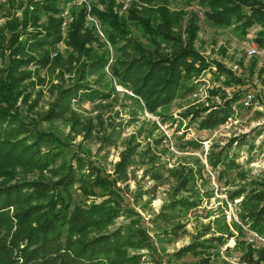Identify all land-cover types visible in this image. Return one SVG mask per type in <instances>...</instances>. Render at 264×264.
<instances>
[{
    "label": "rangeland",
    "instance_id": "1",
    "mask_svg": "<svg viewBox=\"0 0 264 264\" xmlns=\"http://www.w3.org/2000/svg\"><path fill=\"white\" fill-rule=\"evenodd\" d=\"M24 2L0 0V106L10 105L22 122L55 139L60 150L56 163L79 161L90 181L103 180L89 189L93 195H84L74 182L70 208L111 199L120 210L109 229L130 220L148 237L149 248L137 250L140 264H194L201 258L206 264H245L240 248L224 250L213 239L238 230L246 234V203L249 208L264 205V26L254 21L242 29L237 14L217 26L207 15L213 9L196 0H61L57 13L42 11L34 23L29 18L22 24ZM90 4L114 12L119 27L91 13ZM160 6L174 14L171 28L160 24ZM81 7L84 23L98 34L84 44L88 56L66 40ZM243 10L249 14L248 6ZM49 14L60 18L59 39L29 48L27 32L43 29ZM124 43L149 52L189 43L202 57L198 66L204 62L205 67L199 74L184 75L190 89L187 85L148 110L111 72ZM25 56H35L36 62L25 61ZM93 56L104 63L93 68ZM17 75L18 91L12 85ZM79 81L100 93L79 95L51 113L61 88ZM226 98L225 118L207 122L205 113ZM12 167L10 178L0 176V186L57 181L47 170ZM181 197L194 204L170 221L162 220L161 208ZM191 243L202 247L178 254Z\"/></svg>",
    "mask_w": 264,
    "mask_h": 264
},
{
    "label": "trees",
    "instance_id": "2",
    "mask_svg": "<svg viewBox=\"0 0 264 264\" xmlns=\"http://www.w3.org/2000/svg\"><path fill=\"white\" fill-rule=\"evenodd\" d=\"M59 1L61 0H26L21 23L25 24L29 18L34 23L42 11L57 13ZM196 2L213 9L207 15L217 26L226 25L235 14L238 15L237 18L242 17L240 24L242 29L254 21L264 26V1L196 0ZM89 6V11L100 19L109 21L116 28L121 24L114 12L98 9L93 4ZM244 6L249 7V14L246 16ZM79 12V16L69 23L66 40L78 54L85 53L88 56L89 47L84 44L96 39L98 34L91 25L87 26L84 23L83 7ZM172 15L174 14L164 6L159 7L160 24L165 29L171 28ZM139 21L142 23L143 20ZM59 22V17L49 14L43 29L27 32L29 48L55 43L59 39ZM143 23L149 31H153L147 22ZM105 34L111 35L106 30ZM170 39H173V36ZM260 44L264 45V39ZM122 46V56L111 64V72L117 81L128 86L142 100L148 110L168 102L179 89L183 90L188 85V81L183 80L184 75L199 74L205 67L204 62L198 66L202 57L189 46V43L183 45L178 43L168 52L158 50L149 52L142 50L140 46H133L132 43H124ZM34 58L35 56H25L23 59H26L25 61L32 59L36 62ZM99 60L101 56H93L89 61L92 62L91 65L94 64L93 68H96L104 63L98 62ZM18 77L13 76L12 85L15 89ZM191 85H188L187 89H190ZM96 91L97 89L89 90L87 83L73 82L61 88L51 113L64 109L65 104L79 95H90ZM8 95H4L5 101ZM10 107L5 104L0 106V176L10 178L12 176H9L10 168L17 164L28 170H47L57 176V181L56 183L20 181L0 186V264H140L141 253H137V250L149 248L148 237L142 228L130 220L109 229L120 210L111 199L70 208L69 188L74 182L78 183L84 195H93L89 189L93 185L101 184L103 180L96 178L93 179L95 181H90L89 175L82 174V169L77 163L79 161H75L74 165L56 163L60 150L53 144L55 139L26 125L17 114L10 111ZM228 109L226 98L218 106L208 110L204 117L207 122L215 123L225 118ZM223 162L225 161H221L222 165ZM248 198L257 201L256 195H250ZM188 201L181 197L180 200L167 204L161 208L163 210L158 213L159 217L166 222L170 221L194 204ZM247 204L245 206L248 208L247 230L264 240V205L249 208ZM9 207L12 208L11 212ZM245 236V230H238L236 235L227 233L213 240H216L220 247L231 237L234 242L232 248L226 246L224 250L240 248L241 262L264 264V245L249 243ZM197 246L202 247V243L188 244L180 248L178 254L194 251ZM127 249L134 253H127ZM206 263L207 259L201 258L194 264Z\"/></svg>",
    "mask_w": 264,
    "mask_h": 264
},
{
    "label": "built area",
    "instance_id": "3",
    "mask_svg": "<svg viewBox=\"0 0 264 264\" xmlns=\"http://www.w3.org/2000/svg\"><path fill=\"white\" fill-rule=\"evenodd\" d=\"M247 51L249 52V53H253L254 52V47H249L248 49H247ZM247 231V233H246V236H245V240L247 241V242H249V243H252V244H254V245H264V240L261 238V237H259V236H257L255 233H253V232H251V231H249V230H246ZM232 238L230 237L228 240H229V247L226 245V243H227V241L224 243V248L227 246L228 248H232V246H233V244H234V242L231 240Z\"/></svg>",
    "mask_w": 264,
    "mask_h": 264
}]
</instances>
